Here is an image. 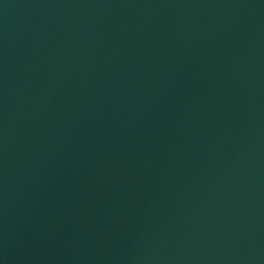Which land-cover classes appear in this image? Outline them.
I'll list each match as a JSON object with an SVG mask.
<instances>
[{"label":"water","instance_id":"water-1","mask_svg":"<svg viewBox=\"0 0 264 264\" xmlns=\"http://www.w3.org/2000/svg\"><path fill=\"white\" fill-rule=\"evenodd\" d=\"M0 264H264V0H0Z\"/></svg>","mask_w":264,"mask_h":264}]
</instances>
